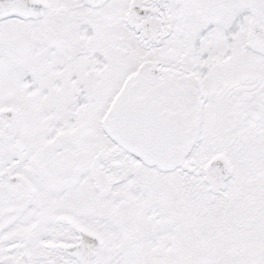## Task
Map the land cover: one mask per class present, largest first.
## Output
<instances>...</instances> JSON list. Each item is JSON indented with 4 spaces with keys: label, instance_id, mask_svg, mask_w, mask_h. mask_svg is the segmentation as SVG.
Segmentation results:
<instances>
[{
    "label": "snow or ice",
    "instance_id": "snow-or-ice-1",
    "mask_svg": "<svg viewBox=\"0 0 264 264\" xmlns=\"http://www.w3.org/2000/svg\"><path fill=\"white\" fill-rule=\"evenodd\" d=\"M0 264H264V0H0Z\"/></svg>",
    "mask_w": 264,
    "mask_h": 264
}]
</instances>
